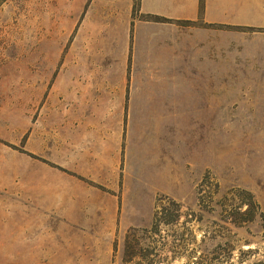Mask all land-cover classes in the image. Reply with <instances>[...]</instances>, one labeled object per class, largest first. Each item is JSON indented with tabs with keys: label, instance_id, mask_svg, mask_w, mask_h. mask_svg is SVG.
I'll list each match as a JSON object with an SVG mask.
<instances>
[{
	"label": "rangeland",
	"instance_id": "374dc122",
	"mask_svg": "<svg viewBox=\"0 0 264 264\" xmlns=\"http://www.w3.org/2000/svg\"><path fill=\"white\" fill-rule=\"evenodd\" d=\"M89 2L7 0L0 5V264H122L125 233L150 228L160 195L179 202L183 214L177 223H159L149 231L158 232L154 238L165 263L264 264V92L252 85L264 78L229 84L228 107L211 109L210 124L209 109L186 110L189 156L206 151L208 160L210 145L211 163L182 199L156 191L150 201L144 195L138 207L124 205L127 215L136 213L143 226L119 230L117 220V232H38L37 220L45 219L52 231L62 218L60 209L79 207L52 204L59 197L79 196V186L66 182V188H57V178L44 172L50 169L30 156L28 132L34 124L79 119V21ZM137 112L132 109V116ZM176 114L172 108L165 114L169 134L175 133ZM151 128L154 143L157 131ZM59 138L63 147L48 146L47 153L64 161L65 174L76 176L68 169L79 162V131ZM133 144V149L143 146L141 141ZM70 154L76 156L72 165ZM152 155L159 156L157 151ZM188 169L192 171L189 164ZM157 170L143 174L146 193ZM235 191L251 194L258 207L252 221L233 224V208L247 198ZM118 196L121 200V191Z\"/></svg>",
	"mask_w": 264,
	"mask_h": 264
},
{
	"label": "crops",
	"instance_id": "0c3cea01",
	"mask_svg": "<svg viewBox=\"0 0 264 264\" xmlns=\"http://www.w3.org/2000/svg\"><path fill=\"white\" fill-rule=\"evenodd\" d=\"M240 78H264V0H138L136 7L134 0H90L79 21V119L34 124L28 132L30 156L50 169L44 172L57 178V188L79 186V196L52 204L79 207L60 209L52 231L37 220L38 232H117V220L119 230L140 227L124 205L138 207L156 191L182 199L211 163L210 145L208 160L206 151L189 156L186 110L209 109L210 124L211 109L228 107L229 84L242 85ZM252 85L264 92V80ZM169 108L177 113L173 135ZM76 131L79 162L68 169L74 176L47 150L63 147V132ZM137 141L143 146L133 149ZM153 169L146 193L143 174Z\"/></svg>",
	"mask_w": 264,
	"mask_h": 264
},
{
	"label": "trees",
	"instance_id": "16d2710c",
	"mask_svg": "<svg viewBox=\"0 0 264 264\" xmlns=\"http://www.w3.org/2000/svg\"><path fill=\"white\" fill-rule=\"evenodd\" d=\"M7 0H0V5L3 4ZM135 1V7L137 5L138 0ZM156 21L161 19L157 17H149ZM206 182V177L201 181V185ZM200 193L199 191L197 192ZM240 193L246 195V200H242L240 205L233 208L234 215L238 217H243V220H237L233 218L234 225H240L241 223L250 222L256 217L257 205L253 201L251 194L243 191H235V195L238 196ZM200 200V198H199ZM162 204H167L168 207H162ZM244 208V210H243ZM243 210V211H242ZM181 212V204L174 199L160 195L157 196L154 206V212L152 216V222L149 229L140 228V231L137 232L138 229L130 228L125 233L123 237V253H122V264H168L165 263L163 258L160 256V252L156 243L158 241L154 238L158 232H149L154 231L159 223L171 224L177 223L182 216ZM182 235H179L180 239ZM154 244V246L150 244ZM167 244H163L162 248ZM172 248V247H171ZM172 251V250H169ZM116 252V243L113 245V255ZM174 256V255H173ZM182 256L180 252H178L177 257Z\"/></svg>",
	"mask_w": 264,
	"mask_h": 264
}]
</instances>
